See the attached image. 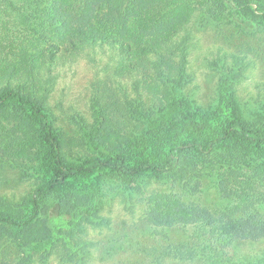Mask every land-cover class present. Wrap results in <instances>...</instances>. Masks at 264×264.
<instances>
[{
    "label": "trees",
    "instance_id": "trees-1",
    "mask_svg": "<svg viewBox=\"0 0 264 264\" xmlns=\"http://www.w3.org/2000/svg\"><path fill=\"white\" fill-rule=\"evenodd\" d=\"M246 3L253 10L254 1ZM199 11L220 18L226 0H0V72H15L12 81H27L32 72L106 45L120 53L116 71L140 76L144 92L124 104L111 95L105 105L95 100L93 122H84V132L98 156L70 165L40 90H0V128L10 152L40 164L46 176L20 203L0 196V241L35 249L48 244L51 201L61 216L89 219L104 179L136 185L144 176L167 177L188 186L209 169L219 170L223 194L237 200L223 218L155 192L145 198L148 219L168 226H216L223 248L264 239V117L246 121L232 95L215 110L194 108L183 96L187 80L174 57L185 43L177 37L185 34L187 40ZM253 13L264 23V2Z\"/></svg>",
    "mask_w": 264,
    "mask_h": 264
},
{
    "label": "rangeland",
    "instance_id": "rangeland-1",
    "mask_svg": "<svg viewBox=\"0 0 264 264\" xmlns=\"http://www.w3.org/2000/svg\"><path fill=\"white\" fill-rule=\"evenodd\" d=\"M247 1L226 0L227 11L217 19L197 12L187 40L185 34L177 37L185 45L174 63L184 68L183 96L192 107L215 110L232 95L243 118L250 121L264 117V23L253 13L264 0H249L254 1L253 10ZM121 61L115 49L99 45L71 62L61 60L32 72L27 81H12L15 72H0V90L28 94L40 90L49 120L62 139L66 162L80 165L98 156L88 147L84 132V122H93L95 100L105 105L111 95L124 104L144 93L140 76L116 71ZM10 151L0 128V196L20 203L35 193L46 176L40 164ZM98 185L89 219L82 214L61 216L51 201L52 240L36 249L1 240L0 264H208L209 259L215 264H264V239H243L223 248L216 226H168L148 219L145 198L155 192L172 194L194 212L223 218L237 200L223 194L218 169L207 170L188 186L154 176L139 178L136 185L115 179Z\"/></svg>",
    "mask_w": 264,
    "mask_h": 264
}]
</instances>
